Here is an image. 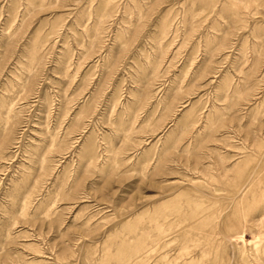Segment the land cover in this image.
Wrapping results in <instances>:
<instances>
[{
  "label": "rangeland",
  "instance_id": "obj_1",
  "mask_svg": "<svg viewBox=\"0 0 264 264\" xmlns=\"http://www.w3.org/2000/svg\"><path fill=\"white\" fill-rule=\"evenodd\" d=\"M0 264H264V0H0Z\"/></svg>",
  "mask_w": 264,
  "mask_h": 264
}]
</instances>
